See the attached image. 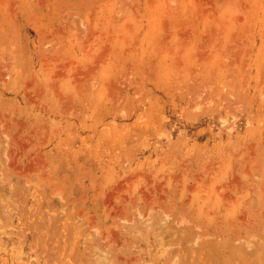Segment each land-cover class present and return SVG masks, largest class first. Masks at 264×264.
<instances>
[{"label": "rangeland", "instance_id": "rangeland-1", "mask_svg": "<svg viewBox=\"0 0 264 264\" xmlns=\"http://www.w3.org/2000/svg\"><path fill=\"white\" fill-rule=\"evenodd\" d=\"M3 259L264 264V0H0Z\"/></svg>", "mask_w": 264, "mask_h": 264}, {"label": "bare ground", "instance_id": "bare-ground-1", "mask_svg": "<svg viewBox=\"0 0 264 264\" xmlns=\"http://www.w3.org/2000/svg\"><path fill=\"white\" fill-rule=\"evenodd\" d=\"M10 218V217H9ZM11 222V221H10ZM2 260V259H1ZM5 260L3 259V261H1L2 263L4 262ZM3 264H5V263H3ZM17 264H19V263H17Z\"/></svg>", "mask_w": 264, "mask_h": 264}]
</instances>
